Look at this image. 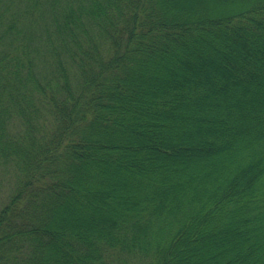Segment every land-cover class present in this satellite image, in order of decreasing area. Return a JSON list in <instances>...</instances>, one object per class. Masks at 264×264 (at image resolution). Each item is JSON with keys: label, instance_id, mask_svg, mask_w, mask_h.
I'll return each mask as SVG.
<instances>
[{"label": "trees", "instance_id": "obj_1", "mask_svg": "<svg viewBox=\"0 0 264 264\" xmlns=\"http://www.w3.org/2000/svg\"><path fill=\"white\" fill-rule=\"evenodd\" d=\"M194 4L0 0V264H264V0Z\"/></svg>", "mask_w": 264, "mask_h": 264}, {"label": "rangeland", "instance_id": "obj_2", "mask_svg": "<svg viewBox=\"0 0 264 264\" xmlns=\"http://www.w3.org/2000/svg\"><path fill=\"white\" fill-rule=\"evenodd\" d=\"M242 2V0H191V2H193V4H197V3H202L205 6H208V9L214 10V9H222L223 7L225 8H231L234 5H237V2ZM194 4V5H195ZM10 192V190L7 188L2 190V195L0 198V206L3 202H5L7 200V195Z\"/></svg>", "mask_w": 264, "mask_h": 264}]
</instances>
